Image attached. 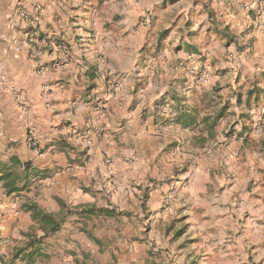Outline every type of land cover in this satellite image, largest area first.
Returning <instances> with one entry per match:
<instances>
[{"label":"crops","instance_id":"obj_1","mask_svg":"<svg viewBox=\"0 0 264 264\" xmlns=\"http://www.w3.org/2000/svg\"><path fill=\"white\" fill-rule=\"evenodd\" d=\"M252 2L264 4L0 0V163L16 157L47 173L20 195L0 182V264H30L14 254L45 235L27 201L63 218L44 236L39 264H166L170 236L178 264H264V157L260 144L254 159L245 147L249 134L258 142L264 132L241 123L222 133L232 105L257 102L248 91L264 88V29L243 6ZM15 7L39 8L38 25L12 27ZM203 69L207 89L196 81ZM213 93L221 109L207 105ZM165 102L174 120L161 112ZM184 111L197 123L178 124ZM220 112L214 138L220 126L222 144L195 155V137L211 130L204 118ZM239 112L253 126L264 120V108ZM30 128L38 151L27 143ZM91 207L97 213L82 214Z\"/></svg>","mask_w":264,"mask_h":264},{"label":"trees","instance_id":"obj_2","mask_svg":"<svg viewBox=\"0 0 264 264\" xmlns=\"http://www.w3.org/2000/svg\"><path fill=\"white\" fill-rule=\"evenodd\" d=\"M175 2L177 0H171ZM223 36L229 41H234L235 37L230 34L227 29H224ZM259 92L264 94V88L255 87L248 91L249 95H254L257 100H259ZM197 110V109H196ZM179 117V118H178ZM176 119L177 123L182 125L183 127L191 126L192 124L197 123L196 114L186 113L185 111L178 116ZM223 117V113H219L216 115L213 121H208V117L204 118V122H206L207 126L210 130L208 137L196 136L195 142L200 145H204L209 138L214 137V129L218 125L219 120ZM20 168H23V171H20ZM47 176L46 171H40L38 169L32 168L31 164L26 162L22 163L18 158L12 157L10 159V163H0V182H2L3 186L6 189L8 194H16L20 195L23 192H27L30 190L33 185V181L35 179H43ZM25 210L31 212V215L35 221L40 224V227L47 235L50 232H56L59 230L61 222L63 218L60 215H55L52 212H48L41 208L36 202H25L24 203ZM97 213L95 208H84L82 214L92 215ZM100 214L111 215L112 211H104L103 209L99 210ZM83 215V216H84ZM44 235V236H45ZM44 236L37 237L33 236L29 239L26 246L18 249L14 254V258L23 255V257L29 261L30 264H39L38 258L43 256L41 252L42 244Z\"/></svg>","mask_w":264,"mask_h":264},{"label":"rangeland","instance_id":"obj_3","mask_svg":"<svg viewBox=\"0 0 264 264\" xmlns=\"http://www.w3.org/2000/svg\"><path fill=\"white\" fill-rule=\"evenodd\" d=\"M191 1V0H190ZM165 2H168V3H171L172 1L171 0H165ZM249 4H252V5H255L254 7H263L264 8V4L262 5L261 3H254V2H252V3H249ZM244 6V8L247 10V11H249V12H254V14H255V19H256V17H257V9L258 8H255V9H253V10H248L247 8H246V4L245 5H243ZM40 13H41V11L39 12V15H40ZM39 19H40V17H39ZM184 21H186V20H184ZM39 23V22H38ZM38 23L36 24V26L38 25ZM187 24H189V26H192L193 25V19H189L188 21H187ZM257 24V26H258V28H261L260 26H259V24H258V22L256 23ZM261 29H264V28H261ZM192 35H190V38H188L189 40H195V35H193V37H191ZM228 44V43H227ZM248 45V43L247 44H242L241 46H239V45H236V44H233L232 43V46H233V48L236 50V51H238V49H239V47H241V49L243 50L244 48H245V46H247ZM228 49V48H227ZM204 72H207L208 74H209V76H208V78L206 79V80H201L200 78H201V75L204 73ZM209 78H210V73L208 72V70H206V69H203L198 75H197V77H196V81L199 83V85H200V87L201 88H205V89H207V87L206 86H204L205 85V83L207 84V82H208V80H209ZM202 84H204V85H202ZM195 87V86H194ZM214 94V93H213ZM212 94V95H213ZM244 94V93H243ZM259 94V100L256 102L255 100H254V98H249V100H250V103L249 104H247V103H245L244 104V101H243V103H242V105H240V106H238V108L237 109H234L235 107H236V105L234 104V105H232V109H231V115H230V118L229 119H224V121L226 122L225 123V126H224V131H222V133H223V135L225 136V135H227V134H225V133H230V132H237L238 131V128H241L242 127V124L241 123H244V128L245 129H247L249 132H252V130L254 129V130H261V132H264V120H261L260 118H258L257 119V125H255V126H253V124L252 123H250L249 122V119L246 121V120H244V119H241V121H239V118H238V114L240 113L239 111H240V109L242 108H244L246 111H253V110H255L256 109V111L257 110H262L263 108H264V94H262L261 92H259L258 93ZM215 95V98H211V101H212V103H208V101H207V105L210 107V108H219V104L221 103L222 104V102H221V100H219V96H217L218 94H214ZM217 97V98H216ZM243 100V99H242ZM166 104H168V103H163L162 105H161V107H160V109H161V112L163 113V114H166L167 116H168V118L170 119V120H174V118H172L174 115L173 114H175L174 112H176V109L174 108V106H173V109L171 110V112H165L164 110H163V107L166 105ZM197 104V103H196ZM198 105V104H197ZM201 107H203L204 105L206 106V104H204V103H201V104H199ZM222 106H223V104L220 106V108L219 109H221L222 108ZM202 110V112L201 113H204L205 112V109L204 108H202L201 109ZM225 113H227V111H225L224 112V114ZM173 115V116H172ZM256 116V113H253V114H251V117L253 118V117H255ZM250 117V118H251ZM255 122H256V120H255ZM246 123V124H245ZM220 127V126H219ZM219 127H218V135H219V137L218 138H211L212 140L210 141H206V143H208V145H210V143L211 142H213V143H215L216 142V147H219V145H221L222 144V142H220V141H218V139L221 137L220 136V131H219ZM226 130H227V132H226ZM196 132H198V130L196 131ZM252 135L250 136V134H249V137L247 138V140H245V147L251 152L250 153V155H249V157L250 158H252V159H254V156H255V151H257L256 149H257V147H258V145L260 144V146H261V148H260V150L258 151V152H262L263 153V157H264V137H263V139L262 140H260V141H256L259 137L258 136H256V134L257 133H255V132H253V133H251ZM197 138H198V136H197ZM196 137H195V139H197ZM208 145H206V146H208ZM206 146H202V145H200V144H198L197 142H195V155H197V154H199L200 152H202L201 154H205V152L203 151L204 149L203 148H205ZM202 150V151H201ZM221 157V156H220ZM250 171V170H249ZM254 171H255V169H254ZM247 175H249V174H247ZM238 177V176H237ZM252 178V176H249V178ZM261 178L262 179H260V181H259V179L257 180V183L258 184H262L263 182H264V168H263V172L261 173ZM253 181L255 182V180H254V177L252 178V180H251V183L253 184ZM174 190L175 189H170L167 193H166V195L167 194H169L170 193V191H173V198H174ZM214 191V190H213ZM211 192V190H209V192L207 193V195H205V196H203L202 198H205L206 200H207V205H212V203H211V201H208L209 200V194H211L210 193ZM261 193H264V186H262V189H261ZM164 199H165V196H164ZM173 200V199H172ZM251 200V199H250ZM172 203V202H171ZM171 203L170 204H165V201H164V205L165 206H170L171 205ZM157 229V233L159 234H164L163 233V231H161L162 229H160L159 231L160 232H158V228H156ZM176 239V237L175 238H171V236H170V239H169V243L170 244H168V249L167 248H164V249H162L163 251H168L169 253H167L166 254V257L168 258V262L166 263V264H178V259L180 258L178 255H177V251H176V254H173V253H170V249H171V247H172V245H175V243L177 242L178 243V240H175ZM263 239H264V237H263ZM173 240H175L176 242L175 243H173ZM186 242H189V241H186ZM182 243V242H181ZM193 243V242H192ZM179 244V243H178ZM159 244L157 243L156 244V246H158ZM160 251V250H159ZM178 256V257H177Z\"/></svg>","mask_w":264,"mask_h":264},{"label":"built area","instance_id":"obj_4","mask_svg":"<svg viewBox=\"0 0 264 264\" xmlns=\"http://www.w3.org/2000/svg\"><path fill=\"white\" fill-rule=\"evenodd\" d=\"M254 6L255 5H252V4H246V8L248 10H253L255 8H258L256 21L258 22V24L261 28H264V8L261 6L260 7H254ZM39 12H40L39 8H36L34 10V13L30 14L29 12H27L21 8L15 7L13 17L10 18L9 23L12 27H15L18 24V20H22V21L26 22L27 25L30 24L33 27H36V24L39 22ZM2 38L7 39V37L5 35H2ZM11 42L13 44L18 43L17 40H12ZM208 76H209V74L207 72H204L201 75L200 79L206 80L208 78ZM163 110L165 112L169 113V112H171V106L169 104H166L163 107ZM2 134H3V130H2V127H0V136H2ZM27 143L34 150H36V151L39 150L40 139L37 136V134L33 128H30L28 131ZM172 199H173V191H170L169 194L165 195V199H164L165 204H167V205L170 204L172 202Z\"/></svg>","mask_w":264,"mask_h":264}]
</instances>
